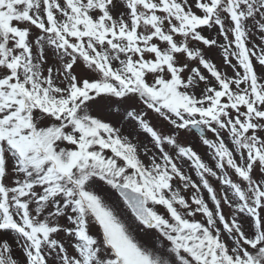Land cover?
I'll return each instance as SVG.
<instances>
[{"label": "snow or ice", "instance_id": "1", "mask_svg": "<svg viewBox=\"0 0 264 264\" xmlns=\"http://www.w3.org/2000/svg\"><path fill=\"white\" fill-rule=\"evenodd\" d=\"M0 264H264V0H0Z\"/></svg>", "mask_w": 264, "mask_h": 264}]
</instances>
